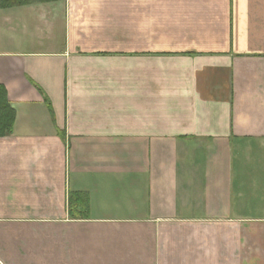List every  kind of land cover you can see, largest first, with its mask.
Returning <instances> with one entry per match:
<instances>
[{
	"label": "crops",
	"instance_id": "0c3cea01",
	"mask_svg": "<svg viewBox=\"0 0 264 264\" xmlns=\"http://www.w3.org/2000/svg\"><path fill=\"white\" fill-rule=\"evenodd\" d=\"M0 86V264H264V0L0 7Z\"/></svg>",
	"mask_w": 264,
	"mask_h": 264
},
{
	"label": "trees",
	"instance_id": "16d2710c",
	"mask_svg": "<svg viewBox=\"0 0 264 264\" xmlns=\"http://www.w3.org/2000/svg\"><path fill=\"white\" fill-rule=\"evenodd\" d=\"M53 0H0L1 8H8L13 6H19L28 4L31 2H46ZM14 110L10 107L7 101L6 92L2 86H0V136L10 134L12 132L14 123ZM85 201V200H84ZM83 201V203H85ZM70 214L73 215L72 211Z\"/></svg>",
	"mask_w": 264,
	"mask_h": 264
}]
</instances>
